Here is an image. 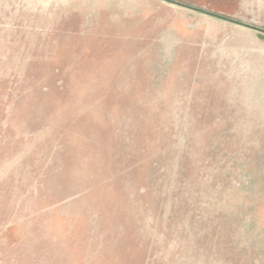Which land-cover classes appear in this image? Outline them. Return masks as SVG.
<instances>
[{
    "label": "rangeland",
    "instance_id": "1",
    "mask_svg": "<svg viewBox=\"0 0 264 264\" xmlns=\"http://www.w3.org/2000/svg\"><path fill=\"white\" fill-rule=\"evenodd\" d=\"M0 264H264V0H0Z\"/></svg>",
    "mask_w": 264,
    "mask_h": 264
}]
</instances>
